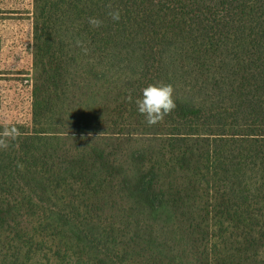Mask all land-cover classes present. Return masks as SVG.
Here are the masks:
<instances>
[{
  "label": "trees",
  "instance_id": "16d2710c",
  "mask_svg": "<svg viewBox=\"0 0 264 264\" xmlns=\"http://www.w3.org/2000/svg\"><path fill=\"white\" fill-rule=\"evenodd\" d=\"M31 2L0 264H264V0ZM158 83L176 108L149 126Z\"/></svg>",
  "mask_w": 264,
  "mask_h": 264
},
{
  "label": "rangeland",
  "instance_id": "374dc122",
  "mask_svg": "<svg viewBox=\"0 0 264 264\" xmlns=\"http://www.w3.org/2000/svg\"><path fill=\"white\" fill-rule=\"evenodd\" d=\"M31 1L0 0V57H8V69L0 70L7 83L0 87L1 123H30Z\"/></svg>",
  "mask_w": 264,
  "mask_h": 264
},
{
  "label": "clouds",
  "instance_id": "9594fccd",
  "mask_svg": "<svg viewBox=\"0 0 264 264\" xmlns=\"http://www.w3.org/2000/svg\"><path fill=\"white\" fill-rule=\"evenodd\" d=\"M112 9V5H107ZM108 15L113 21H119L120 11L110 10ZM88 23L93 27H100L103 21L96 17H90ZM174 88L171 84L158 83L149 84L142 90V97L135 100L138 112L145 117L149 126L156 125L161 122L165 116L169 115L175 108L176 103L173 99ZM126 101L132 102L133 98L129 91L125 97ZM20 136V131L15 126L5 124L0 130V150H6L10 146V142L16 141ZM19 147L18 144L15 145ZM19 169H23V164L17 163Z\"/></svg>",
  "mask_w": 264,
  "mask_h": 264
},
{
  "label": "crops",
  "instance_id": "0c3cea01",
  "mask_svg": "<svg viewBox=\"0 0 264 264\" xmlns=\"http://www.w3.org/2000/svg\"><path fill=\"white\" fill-rule=\"evenodd\" d=\"M8 57H0V61H2V60H5V61H3L2 63H0V70H7L8 69V65H7V61H8V59H7ZM3 84H4V86H6V81L5 80H2V77L0 76V87H2L3 86ZM1 94V93H0Z\"/></svg>",
  "mask_w": 264,
  "mask_h": 264
}]
</instances>
